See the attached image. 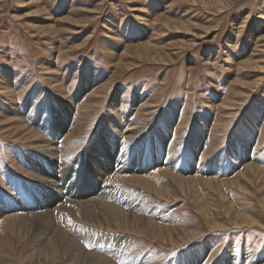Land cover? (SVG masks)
I'll list each match as a JSON object with an SVG mask.
<instances>
[{"label":"rangeland","instance_id":"rangeland-1","mask_svg":"<svg viewBox=\"0 0 264 264\" xmlns=\"http://www.w3.org/2000/svg\"><path fill=\"white\" fill-rule=\"evenodd\" d=\"M95 258L264 264V0H0V264Z\"/></svg>","mask_w":264,"mask_h":264},{"label":"bare ground","instance_id":"bare-ground-1","mask_svg":"<svg viewBox=\"0 0 264 264\" xmlns=\"http://www.w3.org/2000/svg\"><path fill=\"white\" fill-rule=\"evenodd\" d=\"M140 11L139 12H142V10L141 9H139ZM60 127V126H59ZM131 129V128H130ZM132 130H130V132H131ZM138 131H134V134H136ZM47 148V147H46ZM50 157V156H49ZM52 157V156H51ZM50 157V158H51ZM93 165V164H92ZM96 165H97V167H99V162H97L96 163ZM107 165V164H106ZM95 167V166H94ZM100 167H102V166H100ZM91 168V167H90ZM99 170H102V168H98ZM109 169H110V165L108 164V166H106V169L104 170V172H103V174H99V172H97V176L96 177H98V178H101V176L103 177V176H105L104 174L105 173H107L108 171H109ZM102 172V171H101ZM110 174V173H109ZM100 175V176H99ZM97 178V179H98ZM221 179V178H220ZM151 183V182H150ZM102 185V184H101ZM55 193V192H54ZM87 193V194H86ZM82 192V196H80V198H85V197H89V196H91L90 194H93L94 192H92V191H87V192ZM54 195V194H53ZM71 195H73V193H69L68 195H67V197H71ZM75 195V194H74ZM89 195V196H88ZM100 196V195H99ZM53 197V196H52ZM59 197V195H56V199ZM95 199H97V200H95ZM95 199H92V198H89V200H83V201H81V204H83V205H87V204H95V205H97V204H101L102 205V199L100 200V199H98V198H95ZM104 202V201H103ZM90 206V205H89ZM105 206H106V208L107 209H109V210H111L112 212H113V207L111 206V205H108V204H105ZM65 208V207H64ZM117 208V207H116ZM56 210V209H55ZM46 211V210H45ZM44 211V212H45ZM116 209H115V213H116ZM41 213H32V214H29L30 215V217H32V219H38V221L39 220H41V221H43L42 219H45L46 221H48L49 223H50V221L52 222V220H55V219H52L54 216H52V211L50 210L49 212H48V210L44 213L43 211H40ZM93 213H95V212H93ZM114 214V213H113ZM118 214V213H117ZM119 214H120V212H119ZM112 215V214H111ZM114 216V215H113ZM87 217V216H86ZM30 219V218H29ZM38 221H36V223H39ZM44 222V221H43ZM48 223V224H49ZM33 224V223H32ZM40 224V223H39ZM54 224V223H53ZM51 225V224H50ZM37 226V225H36ZM45 226V225H44ZM55 226H56V224H55ZM21 227V226H20ZM23 228V227H22ZM26 228V227H25ZM36 228V227H35ZM48 228H50V226L48 227ZM38 229V228H37ZM44 229V228H43ZM43 234V233H42ZM57 236V235H56ZM71 238V237H70ZM69 239V238H68ZM66 248V247H65ZM64 250V249H63ZM67 250V249H66ZM96 257V256H95ZM103 257V256H102ZM91 259V258H90ZM95 259H97V258H95ZM88 260V259H87ZM98 261L99 260H103V259H97ZM109 260V259H108ZM96 261V260H95ZM94 261V262H95ZM107 261V260H106ZM105 261V262H106ZM97 262V261H96ZM112 262V261H111ZM92 263V262H91ZM100 263V262H99ZM103 263H104V260H103ZM108 263V262H107ZM98 264V263H97ZM101 264H102V262H101ZM105 264V263H104Z\"/></svg>","mask_w":264,"mask_h":264}]
</instances>
